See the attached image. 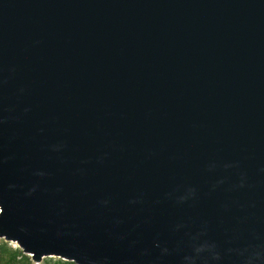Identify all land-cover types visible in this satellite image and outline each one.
Returning <instances> with one entry per match:
<instances>
[{
    "label": "water",
    "instance_id": "water-1",
    "mask_svg": "<svg viewBox=\"0 0 264 264\" xmlns=\"http://www.w3.org/2000/svg\"><path fill=\"white\" fill-rule=\"evenodd\" d=\"M0 239L264 264V0H0Z\"/></svg>",
    "mask_w": 264,
    "mask_h": 264
},
{
    "label": "trees",
    "instance_id": "trees-1",
    "mask_svg": "<svg viewBox=\"0 0 264 264\" xmlns=\"http://www.w3.org/2000/svg\"><path fill=\"white\" fill-rule=\"evenodd\" d=\"M0 264H34L19 248L0 239ZM40 264H74L61 259L46 258Z\"/></svg>",
    "mask_w": 264,
    "mask_h": 264
},
{
    "label": "rangeland",
    "instance_id": "rangeland-1",
    "mask_svg": "<svg viewBox=\"0 0 264 264\" xmlns=\"http://www.w3.org/2000/svg\"><path fill=\"white\" fill-rule=\"evenodd\" d=\"M10 245L13 246V247H15V245H12V244H10ZM45 259H46V258H45ZM52 259L55 260V259H59V258H55V257H53ZM43 260H44V259H43ZM43 260H42V261H43ZM61 260H62V259H61ZM39 264H40V263H39Z\"/></svg>",
    "mask_w": 264,
    "mask_h": 264
}]
</instances>
